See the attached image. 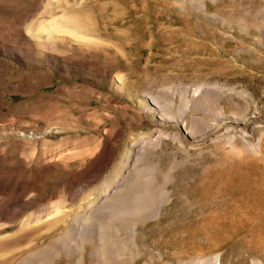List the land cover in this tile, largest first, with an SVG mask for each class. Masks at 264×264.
<instances>
[{
    "label": "rangeland",
    "instance_id": "1",
    "mask_svg": "<svg viewBox=\"0 0 264 264\" xmlns=\"http://www.w3.org/2000/svg\"><path fill=\"white\" fill-rule=\"evenodd\" d=\"M65 9L53 50L2 40ZM13 203L0 254L60 238L38 264H264V0H0Z\"/></svg>",
    "mask_w": 264,
    "mask_h": 264
},
{
    "label": "bare ground",
    "instance_id": "2",
    "mask_svg": "<svg viewBox=\"0 0 264 264\" xmlns=\"http://www.w3.org/2000/svg\"><path fill=\"white\" fill-rule=\"evenodd\" d=\"M43 7L46 9L47 5H45ZM63 11H64V13H62L59 18L52 17L51 20H49V22H47V21L40 22L39 18L34 20V23L31 26H29L27 28V30H24L25 28L23 29L22 27L11 28V29H9L8 33L5 34L4 37H2V40L6 41V42H13L14 41V42H16V44L20 45V43L22 42V40H20V38L25 37L26 34H30L32 37L34 36L35 38H38V40H39L38 46L41 47V49L43 48V49L53 50L52 49L53 46L50 43V41L52 40L51 35L53 36L54 34H57V33H63V34L65 33V34H69V35L73 34V35H76L78 37V36H81L83 34L80 32V29L77 25L72 24V20H74L76 22L80 18V15L78 13L77 14H71V12L70 11L68 12L66 9ZM41 15H45V12H43ZM42 33L48 34L46 37L47 40H45V38L44 39L42 38V35H41ZM18 36H20V37H18ZM35 38H33V39H35ZM64 39H65V37H64ZM54 40L58 41L57 39L53 38V41ZM36 43H38V42H36ZM58 45H59V43H58ZM55 48H57V46H55ZM24 50L26 52H30L25 47H24ZM66 202H67V200H64V198H61V199L56 200L50 204V212L52 214H55V213L57 214V216L54 217L56 219V221L53 224V225H56V227H55V229H50L49 231L45 232L44 235L43 234L35 235L36 231L34 230L32 233L33 234L32 237H33V240L35 239V242H36V240H39L38 238H42V236L54 237V235L56 236V234H59V230L61 231L62 229H65V227H68L67 223H68V216L69 215H68V213L64 207ZM89 203L91 204V203H95V202L93 199L89 198ZM18 210H19V208L15 206V203H13V205H7V206L0 207V230L8 227V224L10 223V218L15 217L18 213ZM109 211L110 210H108L107 213H109ZM107 213H106V216L109 217V219L111 220L112 219L111 214L107 215ZM38 219L42 220V216H39ZM22 230L24 231L25 229H22ZM34 235H35V237H34ZM7 236H9V235H7ZM69 236H70V234L68 232H66L61 238H62V240L64 239L66 241V239ZM4 237H6V236H4ZM11 237H12V240H14L16 243H18L19 239L21 238V231L14 233ZM59 239L54 240V243L50 242L49 244L45 245L41 250L38 249L35 251H34L35 248L30 247L31 245H29L26 248H22L21 246L16 245V247L12 248L10 251H8L4 254H0V264H38V263H35V262H39L38 259L42 261L44 258L48 257V255H51L50 253H52L51 251L53 249H56V248H59V246H62L58 243ZM2 246H3V240L0 241V248ZM25 249H27V250H25Z\"/></svg>",
    "mask_w": 264,
    "mask_h": 264
}]
</instances>
